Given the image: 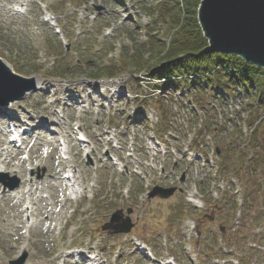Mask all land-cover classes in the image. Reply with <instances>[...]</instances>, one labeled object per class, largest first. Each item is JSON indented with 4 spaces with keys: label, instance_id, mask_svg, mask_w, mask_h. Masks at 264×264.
<instances>
[{
    "label": "rangeland",
    "instance_id": "374dc122",
    "mask_svg": "<svg viewBox=\"0 0 264 264\" xmlns=\"http://www.w3.org/2000/svg\"><path fill=\"white\" fill-rule=\"evenodd\" d=\"M158 3L0 0V56L11 63L15 74L41 79L49 87L46 94L38 89L12 108H0L6 112L0 117V150L4 153L0 164V264H13L25 255L24 264H81L73 246L83 248V264H94L89 261L91 255L99 256L102 264H168L173 260L177 264H223L216 259L220 254H230V262L240 264L231 254L235 246L230 238L236 230L240 228L236 240L244 250L255 247V234L264 233V165L258 166L264 160L262 103L252 99V94L248 96L247 89L244 98H237V92V97L229 99L208 95L202 84L197 90L185 86L173 93L172 86H162L150 75L120 65V56L131 48V42L137 40L141 45L147 41L146 27L157 35L165 33L152 10ZM15 7H22V15L16 14ZM155 58L157 55L145 51L143 61ZM113 65L120 78L92 79ZM161 86L164 96L143 100L146 90L152 94ZM6 116H15L29 131L46 120L53 135L44 136L45 128L31 132L33 138L20 149L12 147V154L7 147L10 134L4 135L1 127L8 121ZM77 127L90 142L86 153L74 140ZM69 134L70 166L81 178L83 194L75 195L61 180H54L62 178L65 167L59 166L61 154L53 138L59 147ZM216 148L219 156L223 152L230 155L228 165L241 159L243 181L218 176ZM197 151L204 157L191 162ZM9 152L11 160L26 164L25 179L19 177L17 168L5 169ZM109 157H118L121 166L107 161ZM29 158L34 159L33 164ZM183 175L186 179L181 183ZM34 178L39 182L47 179L48 186L38 185L28 193L27 202L36 209L28 218L24 209L29 202L19 204L23 202L20 194L9 197L7 186ZM157 185L182 188L183 195L177 193L167 201L149 199ZM249 190L254 192L256 219L260 218L258 228L251 232L243 228L248 227ZM192 191L204 197L203 209L188 203ZM43 209L48 213H40ZM129 209L134 223L129 234L115 236L103 230L117 210L126 217ZM137 242L143 253L133 246ZM262 251L263 256L264 248ZM257 260L249 264H264Z\"/></svg>",
    "mask_w": 264,
    "mask_h": 264
},
{
    "label": "trees",
    "instance_id": "16d2710c",
    "mask_svg": "<svg viewBox=\"0 0 264 264\" xmlns=\"http://www.w3.org/2000/svg\"><path fill=\"white\" fill-rule=\"evenodd\" d=\"M158 1V5L152 10L157 14L156 22L165 27V33L157 35L153 28L147 27V41L139 45L138 41L134 40L131 42V48L125 49L121 55L120 65L123 69L135 68L136 72H140L153 71L154 68L162 66L153 73L154 76H182L183 83L199 88L201 82L205 81L206 86L203 90L205 91L208 87V95L213 94L214 88L227 91L240 82L248 86L247 94L259 98L260 103L264 105L263 69L247 64L229 54H201L209 45L198 21L201 0H183V3L180 0ZM164 37L168 39V43ZM145 51H150L154 56L157 55V58L151 62L143 61ZM131 52H133L132 55H130ZM159 56L162 57L158 58ZM234 70H240L241 73L236 75L233 73ZM117 74H119L117 67L113 65L104 68L102 74L95 75L94 78L98 79L102 75L113 77ZM188 76H194L196 80L191 82ZM240 166L235 164L231 170L239 174ZM255 255L256 250L248 251L247 257H242V262H249L250 257Z\"/></svg>",
    "mask_w": 264,
    "mask_h": 264
},
{
    "label": "water",
    "instance_id": "95a60500",
    "mask_svg": "<svg viewBox=\"0 0 264 264\" xmlns=\"http://www.w3.org/2000/svg\"><path fill=\"white\" fill-rule=\"evenodd\" d=\"M199 20L210 43L204 54L229 53L264 67V0H202ZM34 88L33 82L8 71L0 61V104L20 100L26 91ZM18 186L19 182L10 189ZM175 191L156 187L149 197L168 199ZM121 215L122 211L115 213L112 223L104 229H114L115 234L129 233L133 227L130 219L124 222V227L112 225L121 219Z\"/></svg>",
    "mask_w": 264,
    "mask_h": 264
},
{
    "label": "bare ground",
    "instance_id": "6f19581e",
    "mask_svg": "<svg viewBox=\"0 0 264 264\" xmlns=\"http://www.w3.org/2000/svg\"><path fill=\"white\" fill-rule=\"evenodd\" d=\"M202 16V15H201ZM0 61L2 62V64L5 66V68L8 70V71H10V72H12V73H14V69H13V66L11 65V63L10 62H8V60H6L5 58H3V57H1L0 56ZM15 74V73H14ZM17 75V74H16ZM35 80V79H34ZM35 82H36V85H37V87H38V89H40V90H43L44 91V94H46L48 91H49V87H47L48 85H46V83H44V81L43 80H41V79H36L35 80ZM59 101V100H58ZM15 104V102H11V103H9L8 105H5L3 108L6 110L7 108H12L13 107V105ZM1 113H3L4 114V112L5 111H0ZM1 113H0V117H2V115H1ZM6 113V112H5ZM13 118L14 119H16V117L15 116H13ZM33 122V121H32ZM42 123V124H41ZM41 123H39L38 125H35V127H33V130H38V129H42V128H45L46 129V127H45V125H44V123L46 124V122L45 121H42ZM18 124L19 125H21V122L20 121H18ZM3 126V128L6 130V127H5V125L3 124L2 125ZM48 129V128H47ZM53 130H47V131H45L44 132V136H46L47 134H50V135H53L51 132H52ZM27 133H24V136L26 135ZM14 134L13 133H11V137L13 136ZM72 138V135L71 134H69V136H67V146H69V148L67 149V152H66V155H69L70 157H71V151H72V148H71V146H70V144H71V142H70V140L69 139H71ZM54 139V143H53V145L54 146H56L55 147V149H58V144H57V138L55 137V138H53ZM89 145H90V142H89ZM80 147H83L82 149L83 150H85V149H87V145H79ZM8 148H11V147H8ZM17 154L19 155L20 154V152H18L17 151ZM11 156V154H9L8 155V157H10ZM3 158H4V153L0 150V164L2 163V161H3ZM30 162H31V164H33L34 163V159H32V158H30ZM59 163V166H61V167H68L69 165H71L72 167H73V162H64V161H60V162H58ZM70 163V164H69ZM42 164V163H41ZM4 166H5V169H16L17 168V170H18V173H19V177H21V178H23V179H25L26 177H27V169H26V164L24 163V162H22V163H17V161H13V160H11V157L9 158V159H7V160H5L4 161ZM70 169H71V167H70ZM66 169H64V171H65ZM68 173H72V175H73V177L71 178V180H69L68 182H67V186H69L70 187V189L73 191V193L76 195V194H83L84 193V191H85V188L83 187V184H82V181L80 180L81 178H79L78 177V172L76 173H73L72 172V170H69V171H67ZM67 172H64V174L65 173H67ZM61 173L60 172H58L57 173V175H60ZM47 179H48V176H47ZM47 179H44L43 181H41V182H39V181H36L35 180V178L34 179H31V180H29L27 183L26 182H21V186H20V188L18 189V190H16V191H11V192H14V193H11L10 191H8V195H9V197H11V198H15V197H17V194H20V198H22L23 199V202H21V201H19V204H21V203H24L25 202V200H26V198L28 197V193H33L35 190V188H36V186H38V185H43V186H45V187H47L48 186V180ZM54 180H61L62 181V183H65V181L63 180V178H54ZM24 188V189H23ZM28 188V190L29 191H23V190H26ZM16 194V195H15ZM73 194V195H74ZM15 195V196H14ZM4 200V198H2V201ZM16 200V199H15ZM30 206H31V204H30ZM32 215L34 214V212H36V209H34V204H32ZM40 213H42V214H47L48 213V210H46V209H43L42 210V212H40ZM99 256H96V258L95 259H97ZM83 263H85V260L83 259V260H81ZM97 262V261H96ZM98 264H102L101 262L100 263H98Z\"/></svg>",
    "mask_w": 264,
    "mask_h": 264
}]
</instances>
